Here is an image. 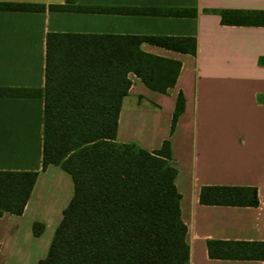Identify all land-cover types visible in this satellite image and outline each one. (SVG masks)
I'll return each instance as SVG.
<instances>
[{"label":"crops","instance_id":"obj_1","mask_svg":"<svg viewBox=\"0 0 264 264\" xmlns=\"http://www.w3.org/2000/svg\"><path fill=\"white\" fill-rule=\"evenodd\" d=\"M76 3L103 12L0 11V88L45 91L50 33L103 36L118 46L127 37L140 38L142 52L167 61L178 72L166 92L148 87L135 72L128 74L130 88L122 103L117 142L150 152L170 142L190 264H264L212 259L208 250L211 241L264 242V25L224 23L221 15L264 12V0ZM165 38L175 39L177 48L152 41ZM179 100L183 109L172 132ZM44 119V97H0V171L39 172L24 213L0 217V264H38L44 259L74 196L69 173L54 165L42 170ZM205 187L256 188L259 205L202 204ZM35 222L45 225L39 237L33 233Z\"/></svg>","mask_w":264,"mask_h":264},{"label":"trees","instance_id":"obj_2","mask_svg":"<svg viewBox=\"0 0 264 264\" xmlns=\"http://www.w3.org/2000/svg\"><path fill=\"white\" fill-rule=\"evenodd\" d=\"M47 10L103 12L79 6L76 0L50 6L0 2V11ZM221 15L224 23L264 25V12L223 11ZM109 39L50 33L45 91L0 88V97L45 98L42 170L59 166L75 185L48 255L38 264H190L188 228L175 185L177 170L170 163V142L151 152L117 142L122 103L130 88L128 74L135 72L148 87L166 92L178 69L142 52L140 38L127 37L121 46L109 44ZM174 40L152 41L175 47ZM182 109L179 100L172 132ZM38 176L33 171H0V217L24 213ZM200 201L219 206L259 205L258 191L252 187H205ZM44 231L43 223H34L36 237ZM208 250L212 259L264 261V242L211 241Z\"/></svg>","mask_w":264,"mask_h":264}]
</instances>
